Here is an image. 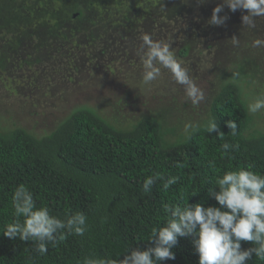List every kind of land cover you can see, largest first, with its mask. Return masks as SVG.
<instances>
[{
    "label": "trees",
    "instance_id": "obj_1",
    "mask_svg": "<svg viewBox=\"0 0 264 264\" xmlns=\"http://www.w3.org/2000/svg\"><path fill=\"white\" fill-rule=\"evenodd\" d=\"M71 7V18L75 13L82 16L76 2ZM60 25L55 23L54 29ZM188 53L187 46L180 51L182 56ZM237 68L211 101L206 116L196 122L201 130L191 139L185 137V126L171 127L151 111H141L124 122L114 105H110L108 115L89 102L75 107L42 136L21 126L8 130L0 126V264H84L87 258L123 259L134 249L154 246L148 241L152 229L166 226L169 218L165 204L219 208L209 194L218 176L251 163L252 170L264 177V132L253 129L254 118L247 111L243 88L248 74L245 67ZM211 118L217 121L223 140L216 132L203 131ZM229 121L237 124L235 136ZM224 143L238 144L239 150L233 148L225 154ZM178 162L184 167H175ZM155 173L165 180L157 181L145 195L144 181ZM171 177L178 182L165 192L162 185ZM21 184L31 192L37 208L46 207L61 220L83 213L84 235H69L56 247L48 245L44 255L35 250L32 241L5 237L7 225L16 220L12 197ZM214 190L218 192L219 187ZM194 239L178 238L171 249L175 259L159 264H199ZM241 247L247 250L254 245L242 242ZM247 264L264 261L253 255Z\"/></svg>",
    "mask_w": 264,
    "mask_h": 264
},
{
    "label": "rangeland",
    "instance_id": "obj_2",
    "mask_svg": "<svg viewBox=\"0 0 264 264\" xmlns=\"http://www.w3.org/2000/svg\"><path fill=\"white\" fill-rule=\"evenodd\" d=\"M75 2L83 14L71 18ZM222 3L0 0V126L4 130L21 126L42 136L87 102L108 115L114 105L124 122L151 111L171 127L196 124L237 66L246 68L243 88L248 104L253 103L264 96V47L251 46L264 40V18L256 19L254 29L243 28L242 16L247 12L233 13L225 6L219 15L228 16L226 23L210 25L213 9ZM57 22L61 25L55 30ZM142 33L170 44L205 95L198 107L167 70L161 69L152 84H142L143 66L136 54ZM233 36L239 46L230 43ZM186 46L188 55H180ZM253 118V129L264 132V110Z\"/></svg>",
    "mask_w": 264,
    "mask_h": 264
},
{
    "label": "clouds",
    "instance_id": "obj_3",
    "mask_svg": "<svg viewBox=\"0 0 264 264\" xmlns=\"http://www.w3.org/2000/svg\"><path fill=\"white\" fill-rule=\"evenodd\" d=\"M206 2L199 0L201 4ZM225 6L233 13L237 10L247 12V15L242 16L243 28L254 29L256 19L264 18V0H223L222 4L213 9L208 21L210 25L223 26L226 23L228 16L219 15ZM139 39L142 43L136 54L143 66L142 84H152L161 76V69L167 70L173 81L184 88L186 98L193 107H198L205 100V95L177 61L170 44L154 41L147 33H142ZM229 41L233 46H239L236 36ZM251 46L264 47V40L257 39ZM261 110H264V96L256 98L247 106L249 114L254 115ZM228 127L231 135L235 136L237 124L229 121ZM200 130L198 124H186V139H191ZM203 131L216 132L219 139H224L215 118L206 122ZM233 148L238 151L239 145H222L225 154ZM175 167L183 168L184 165L178 162ZM211 167L216 170L214 164ZM253 168L254 164L250 163L246 168L241 167L218 176L209 194L218 202L219 208H204L200 204L184 207L165 204L164 212L169 214V218L166 226L152 229L148 241L154 246L146 250L134 249L119 260L87 258L84 264H159L161 261L174 260L175 255L171 249L178 244V238L185 237L195 238L193 244L199 255V264H247L253 255L264 261V177L254 172ZM164 180L160 173L146 178L143 193L149 194L157 181ZM177 182L178 178H168L162 185L163 191L167 192ZM215 186L219 187L218 192L214 190ZM12 206L16 220L7 225L4 236L12 240L18 238L24 242H34L35 250L41 255L47 254L48 245L56 247L67 236H83L86 231V216L83 213L77 212L61 220L52 215L48 208H37L31 192L23 184L15 189ZM242 242L254 247L243 250Z\"/></svg>",
    "mask_w": 264,
    "mask_h": 264
},
{
    "label": "flooded vegetation",
    "instance_id": "obj_4",
    "mask_svg": "<svg viewBox=\"0 0 264 264\" xmlns=\"http://www.w3.org/2000/svg\"><path fill=\"white\" fill-rule=\"evenodd\" d=\"M77 15V14H76ZM76 15H74V16H76Z\"/></svg>",
    "mask_w": 264,
    "mask_h": 264
}]
</instances>
